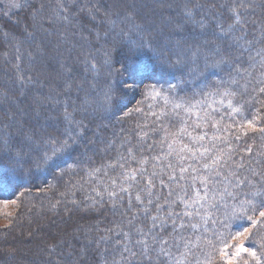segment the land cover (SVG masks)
Wrapping results in <instances>:
<instances>
[{"label": "snow or ice", "instance_id": "1", "mask_svg": "<svg viewBox=\"0 0 264 264\" xmlns=\"http://www.w3.org/2000/svg\"><path fill=\"white\" fill-rule=\"evenodd\" d=\"M90 3L38 0L32 27L50 34V27L72 24L79 13L93 14ZM190 4L191 0L183 4V22L176 29L182 31L191 23L203 32L209 21L214 22L211 47L207 40L186 47L181 40L158 39L149 26L137 23L133 4L123 12L106 13L125 54L122 61H115L107 49L99 62L82 53L85 80L90 75L96 82L107 74L99 105L104 111H111L115 91L110 77L123 75L119 87L125 90L143 86L138 105L148 102L147 110L138 106L123 113L140 114L132 130L101 141L104 147L93 149L92 155L85 152L73 158L85 130L76 114L91 107L90 93L77 85L85 96L79 106L63 102V132L30 128L26 134L37 167L51 163L59 168L58 162H63L61 176L76 177L62 196L73 197L76 208L103 209L112 217L84 230L80 252L71 245L66 253L58 251L63 240L51 245L47 264H81L84 250L94 253L95 264H264V151L237 143L248 130L264 133V127H257L264 121V19L249 18L253 0H212L207 8L196 3L194 8L203 13L200 19ZM18 7L17 0H9V8ZM23 56L17 47L16 59ZM201 61L205 69H227V76L191 96L178 94L177 85L157 87L159 81L146 75ZM15 67L22 84L32 83L20 64ZM89 88L95 91L96 83ZM71 90V81L66 80L65 91ZM52 93L47 99L60 104L59 93L56 89ZM7 119L0 128V150L11 147V133L4 129L23 127L15 113H7ZM24 155L17 152L16 163ZM77 192L83 195L80 201L75 199Z\"/></svg>", "mask_w": 264, "mask_h": 264}, {"label": "trees", "instance_id": "2", "mask_svg": "<svg viewBox=\"0 0 264 264\" xmlns=\"http://www.w3.org/2000/svg\"><path fill=\"white\" fill-rule=\"evenodd\" d=\"M79 2L84 4L87 0ZM185 2L186 0H91L89 7L94 6L93 14L79 13L72 24L58 23L50 27V34L34 31L32 27V13L38 6V0H26L14 13L0 11V128L8 123L7 113H15L23 124V127L14 125L4 129L11 133V147L0 150V203L14 200L16 206L12 217L8 216L6 224L0 226V264H47L50 259L49 247L61 240L64 243L58 251L66 253L71 245L80 252L83 248L84 230L105 217L112 218L103 209L90 211L83 206L76 208L71 203L73 197L62 196L66 192V185L70 181L74 182L76 177L68 174L61 176L60 169L66 167L63 162H58L59 168L51 163L37 167L34 163L37 155L29 151L26 134L30 128H39L53 134L63 132L66 127L62 115L63 102L67 100L70 105L79 106L85 96V91H77V85H82L90 93L91 107L86 112L76 114V119L82 120L85 130L83 139L74 146L73 158L85 152L92 155L93 149L104 147L101 141L112 139L114 134L120 136L132 130L140 119V114L133 111L132 115L124 116L123 113L138 106L147 110L148 102L138 105V101L143 99V86L131 98L129 90L119 87L124 76L110 77L115 91L112 93L111 111H104L99 105L103 102L102 88L107 74L102 73L96 82L91 80L90 75L85 80L82 53L96 56L99 62L107 49L112 51L115 61H122L125 54L120 51V44H117L119 37L114 38L115 33L106 22V13L123 12L133 4L137 23L149 26L158 39L171 37L173 41L181 40L186 47L203 44L207 40L211 47L214 22L209 21L203 32L191 23L185 24L182 31L176 29V24L183 22L182 6ZM211 2L212 0H191L189 6L194 8L196 3H200L207 8ZM194 11L196 19H200L203 13L195 8ZM250 12V19H264V0H253ZM112 18L115 19V16ZM29 33L32 35L29 36ZM17 47L24 54L20 61L16 59ZM67 51L73 53L65 60ZM38 52L40 55H37ZM28 53H31L30 60ZM140 55L145 62L148 61L147 56L143 53ZM54 62L60 63V68L59 65L53 66ZM16 64L24 69L26 77L31 76L32 83L22 84L18 80ZM146 75L159 81L157 87L167 89L169 85H177L178 94L191 96L201 90L211 89L220 77L226 78L227 69H205L201 61L198 65L189 64L170 72L157 70ZM66 80H71L70 93L65 91ZM91 83H96L95 91L89 88ZM52 89L59 93L60 104L47 99L50 94L54 95ZM247 107L248 111L252 110L251 105ZM255 107L259 108L260 104L257 103ZM257 127H264V121L259 122ZM237 143L240 148L251 145L254 151H264V133L248 130V135L242 136ZM17 152L25 153L21 163H16ZM71 162L69 159L68 163ZM75 199L80 201L83 195L77 192ZM260 242L257 237L256 243ZM81 264H95L91 250H84Z\"/></svg>", "mask_w": 264, "mask_h": 264}, {"label": "rangeland", "instance_id": "3", "mask_svg": "<svg viewBox=\"0 0 264 264\" xmlns=\"http://www.w3.org/2000/svg\"><path fill=\"white\" fill-rule=\"evenodd\" d=\"M17 2L22 6V4H24L26 2V0H17ZM20 8V7H18ZM18 8H9V0H0V11H5L10 13H14L15 11L18 10ZM166 22V21H165ZM168 23V22H167ZM114 38H118L117 36H115ZM171 38V37H170ZM119 44V41L118 43ZM71 50V49H70ZM67 55L65 60H67L68 55L70 53H73V51H67ZM66 54V53H65ZM37 55H40V52L37 53ZM53 66H58L60 68V63L56 64L55 62L52 64ZM84 75V74H83ZM85 76V75H84ZM74 78V75H73ZM71 81V80H70ZM131 92V98H134L135 95H137L138 93H136V91H130ZM136 93V94H135ZM16 209L15 203H0V226L3 224H6L7 222V218H9L10 216L12 217L14 211ZM9 216V217H8Z\"/></svg>", "mask_w": 264, "mask_h": 264}]
</instances>
